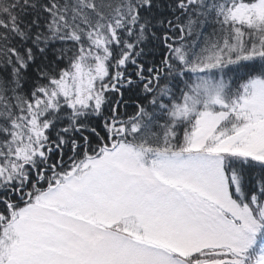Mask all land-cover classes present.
I'll return each mask as SVG.
<instances>
[{
  "label": "snow or ice",
  "instance_id": "snow-or-ice-1",
  "mask_svg": "<svg viewBox=\"0 0 264 264\" xmlns=\"http://www.w3.org/2000/svg\"><path fill=\"white\" fill-rule=\"evenodd\" d=\"M0 264H264V0H0Z\"/></svg>",
  "mask_w": 264,
  "mask_h": 264
}]
</instances>
